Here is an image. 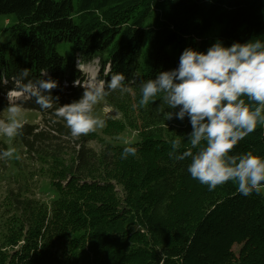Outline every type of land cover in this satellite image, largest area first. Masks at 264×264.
<instances>
[{
  "label": "trees",
  "instance_id": "obj_1",
  "mask_svg": "<svg viewBox=\"0 0 264 264\" xmlns=\"http://www.w3.org/2000/svg\"><path fill=\"white\" fill-rule=\"evenodd\" d=\"M0 14L13 18L0 44V119L24 68V83L47 69L59 98L47 110L24 102L40 123L26 122L10 144L0 139V153L21 156L0 159V264H264V192L193 179L190 157L169 156L173 139L175 154L190 147V118L159 96L139 105L141 86L178 68L186 48L264 42V0H0ZM78 58L96 61L101 79L125 76L129 90L105 98L121 119L103 136L75 138L54 114L82 97ZM128 131L135 137L119 138ZM126 146L136 154L123 158ZM249 152L264 157V121L230 155Z\"/></svg>",
  "mask_w": 264,
  "mask_h": 264
},
{
  "label": "clouds",
  "instance_id": "obj_2",
  "mask_svg": "<svg viewBox=\"0 0 264 264\" xmlns=\"http://www.w3.org/2000/svg\"><path fill=\"white\" fill-rule=\"evenodd\" d=\"M78 70L87 76L77 79L74 86L83 87L78 101L60 105L55 115L62 118L75 138L87 136L106 126V120L95 114L100 104L112 91L122 93L129 89L121 72L112 74L110 80L100 78L99 68L86 70L77 60ZM106 71L104 76H108ZM29 76L24 68L19 77H13L15 88L8 92L7 116L0 119V134L9 139L22 135L26 120L23 103L35 98L41 109H52L58 97L51 92L58 87L47 69L41 70L42 79L22 82ZM47 77V78H44ZM3 78V83L7 84ZM141 107H146L159 96L168 108L179 111L176 118H190V147L175 154L181 147L179 138L173 139L170 157L183 161L190 157L188 172L201 184L214 190L219 185L234 181L244 196L264 192V157L249 152L230 155L235 146L256 129L257 121H264V42L257 39L246 43H233L230 47L214 43L207 52L186 48L179 58V66L158 73L141 86ZM255 102V107L245 102ZM173 118L166 113V120ZM193 149L197 151L194 153ZM137 149L126 146L122 157L135 155ZM0 159L20 160L15 147L0 153Z\"/></svg>",
  "mask_w": 264,
  "mask_h": 264
},
{
  "label": "rangeland",
  "instance_id": "obj_3",
  "mask_svg": "<svg viewBox=\"0 0 264 264\" xmlns=\"http://www.w3.org/2000/svg\"><path fill=\"white\" fill-rule=\"evenodd\" d=\"M12 20H13V18L11 16H9V15L5 16V15L0 14V44L8 39V33L6 31V28L9 26V24H8L9 22L12 23ZM57 51L59 53H64L63 43L57 45ZM84 68L86 70L96 68V61L84 65ZM86 79H87V77H86ZM7 108L4 110L5 117L7 116ZM94 111H95L96 115H99L106 120V124H108V122L110 124H113L116 121H119L121 119L120 112L116 108H114L113 106L108 104L105 100L102 101L97 106H95ZM23 113H24V119L26 120L27 123H40V115H39L38 111L23 108ZM104 128L98 129L96 131V133L99 136H103L102 131L104 130ZM128 137H130V138L135 137V132L134 131H130V132L128 131V132L119 136L120 139L121 138L126 139ZM0 139L7 142L8 144H10V142L12 140V139H9L2 134H0ZM90 145L94 146L95 148H98V144L96 142H91Z\"/></svg>",
  "mask_w": 264,
  "mask_h": 264
}]
</instances>
